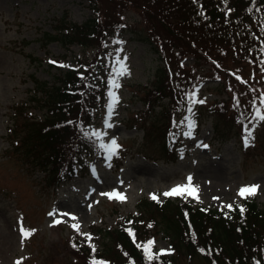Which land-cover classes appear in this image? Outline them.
Listing matches in <instances>:
<instances>
[{
	"label": "rangeland",
	"instance_id": "obj_1",
	"mask_svg": "<svg viewBox=\"0 0 264 264\" xmlns=\"http://www.w3.org/2000/svg\"><path fill=\"white\" fill-rule=\"evenodd\" d=\"M93 19L98 30L91 46L46 40V35L67 33L66 28ZM158 33L136 6L121 9L116 0H0V264H91L90 258L100 253L118 261L116 232L135 226L143 199L183 200L224 214L244 201L264 207V121L254 119L256 108L264 113V57L258 64L233 59L232 51L227 59L201 60L178 43L174 48L162 29ZM146 35L161 53L152 49ZM117 55L128 69L122 77L115 76ZM85 62L101 68L104 77L89 125L90 132L100 134L99 150L90 156L82 150L78 172L62 168L56 174L42 163L37 143L30 140L36 121L44 116L40 100L33 98L36 81L52 85L73 66L79 76ZM160 68H168L169 75H161ZM113 79L120 88L110 85ZM164 83L170 85V97L154 102L149 91ZM110 91L118 103L113 104ZM193 94L205 103L193 104ZM189 123L192 134L186 136ZM244 125L252 131L247 147ZM113 139L119 148L110 156L102 145ZM203 144L208 148L197 147ZM188 176L196 197L163 195L187 185ZM254 184L259 185L255 195H238L241 187ZM113 191L126 199L102 195ZM53 210L56 214L50 216ZM57 219L62 222L55 224ZM21 223L34 230L29 238H22ZM160 230L158 225L138 242L154 240L156 254L166 250L162 256L173 264H207L201 255L174 251Z\"/></svg>",
	"mask_w": 264,
	"mask_h": 264
},
{
	"label": "trees",
	"instance_id": "obj_2",
	"mask_svg": "<svg viewBox=\"0 0 264 264\" xmlns=\"http://www.w3.org/2000/svg\"><path fill=\"white\" fill-rule=\"evenodd\" d=\"M116 5L121 9L136 6L156 34L162 29L174 48L178 43L201 60L215 61L223 56L227 59L232 51L233 59L245 57L258 64L263 60L264 0H116ZM66 29L67 33L46 35V40L91 46L96 41L93 34L98 30V22L93 19ZM146 38L152 49L161 53L157 42L151 43L148 35ZM178 53L185 54L179 49ZM90 69L91 64L86 79L70 69L52 86L36 83L41 92L37 100L47 113L42 122H36V135L30 140L37 143L36 152L42 153V163L53 167L56 174L62 168L73 172L76 165L81 166L82 150L90 154L96 145V139L85 128L93 118L96 101L100 100L98 86L103 84L104 77L101 68L97 67L96 73ZM167 69L160 68L159 73L169 75ZM170 77L173 78L172 72ZM169 86L164 83L150 90L152 100L170 97ZM240 207L245 209L243 215ZM138 209L135 226L116 232L120 259L113 261L100 253L91 257L90 262L173 264L167 256H155L149 261L144 245L151 239L138 242L139 236L159 225L160 231L170 238L174 251L201 255L207 264H264V207L255 201L236 205L227 215L216 209L192 207L183 200L158 203L143 199Z\"/></svg>",
	"mask_w": 264,
	"mask_h": 264
},
{
	"label": "snow or ice",
	"instance_id": "obj_3",
	"mask_svg": "<svg viewBox=\"0 0 264 264\" xmlns=\"http://www.w3.org/2000/svg\"><path fill=\"white\" fill-rule=\"evenodd\" d=\"M115 43L123 44L124 42L121 41V40H117V41H115ZM120 51H122V49H120ZM124 59H126V57ZM49 62L53 63V64L56 63L55 61H49ZM262 63H264V61H262ZM116 64L119 65L118 70H115V76L116 77H122V76L128 74V69H127L126 65L122 62V60L119 57V55H117V57H116ZM59 66L60 67H65V65H59ZM262 70H264V69H262ZM237 79H240V77H237ZM109 83H110V85L113 88H116V89L120 88V86H121L117 79L110 80ZM194 95L195 94H193L192 96L189 97V99L191 100V102L193 104H195V103H200V104L205 103V101L202 100V99L201 100H196L194 98ZM109 97L112 100L113 104L118 103V99L119 98L116 96L115 92L110 91L109 92ZM260 104L264 105V96L260 97ZM110 109H111V105H110ZM188 111L191 112L192 109L189 108ZM111 115H112V111L110 110L109 111V117H111ZM254 119H257L259 121H264V113L261 112L260 108H256ZM180 123H184V122L181 121ZM106 126L107 127H111L110 124H107ZM192 127H193V125L191 123H189L188 124L189 131L185 133L186 136H191ZM244 132H245L244 143H245V146L247 147L249 145L250 139L252 138V131L249 130L247 125H244ZM92 134L93 135H97V136L100 135L99 133H96V132H93ZM201 146L204 147V148H208L207 144L197 145V147H201ZM102 147H105L108 150L109 155L111 156V155L115 154L116 150L119 148V145L117 144L116 140L113 139V140H111L110 145H102ZM192 180H193V177L192 176H188L187 177V182H188L187 185H178V186L170 189L169 191L164 192L163 195L167 197V196H174V195L175 196H179V195H183L184 193H187L188 195H192V196L196 197L197 189L192 187ZM258 188H259V185H255V184L254 185H250V186L241 187L239 189V191H238V195L241 196L242 198H247L248 196L255 195ZM102 195L108 196L109 199H118L120 201H124L126 199L125 196H123L120 192H117V191H113V192H109V193H102ZM151 198L154 199V200L157 199L155 194H153ZM214 199H218V197H214ZM225 207H227L229 210H232L233 205L232 204H228ZM244 211H245V209L243 207H240V212H241L242 215H243ZM55 214H56L55 210H53V212L49 213L50 216H54ZM61 215L69 216L70 214L67 213V212H64V213H61ZM71 219L75 220L77 218L75 216H71ZM61 222L62 221H60L58 219L54 221L55 224H59ZM79 227L80 226L78 224H74L73 225V228L75 230H77V231H79ZM33 231L34 230H32V229H26L23 226V224L21 223L20 232H21L22 238H24V239L29 238L32 235ZM83 235H85V237H86V239L88 241H91L92 237L90 235H88V234H83ZM130 235H134V233H132L130 231ZM154 244H155L154 240H149L144 245V252H145L146 258L149 261H152L155 256L164 255L166 253V250L161 249V251L158 254H154L152 252V246ZM75 246L76 245H73V247H75ZM90 247H92L93 251H95V247L94 246L90 245ZM16 264H21V261H19V260L16 261ZM91 264H97V262L95 260H93L91 262ZM99 264H103V262H99Z\"/></svg>",
	"mask_w": 264,
	"mask_h": 264
},
{
	"label": "bare ground",
	"instance_id": "obj_4",
	"mask_svg": "<svg viewBox=\"0 0 264 264\" xmlns=\"http://www.w3.org/2000/svg\"><path fill=\"white\" fill-rule=\"evenodd\" d=\"M58 212H60V211H58Z\"/></svg>",
	"mask_w": 264,
	"mask_h": 264
}]
</instances>
